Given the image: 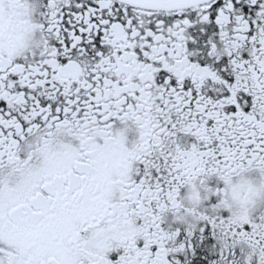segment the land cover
I'll list each match as a JSON object with an SVG mask.
<instances>
[{"label": "snow or ice", "instance_id": "snow-or-ice-1", "mask_svg": "<svg viewBox=\"0 0 264 264\" xmlns=\"http://www.w3.org/2000/svg\"><path fill=\"white\" fill-rule=\"evenodd\" d=\"M0 264H264V0H0Z\"/></svg>", "mask_w": 264, "mask_h": 264}]
</instances>
